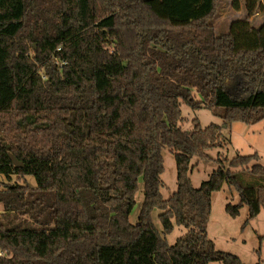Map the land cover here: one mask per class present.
I'll return each mask as SVG.
<instances>
[{
    "label": "trees",
    "instance_id": "obj_1",
    "mask_svg": "<svg viewBox=\"0 0 264 264\" xmlns=\"http://www.w3.org/2000/svg\"><path fill=\"white\" fill-rule=\"evenodd\" d=\"M260 1L217 34L218 0H0V264H244L207 236L211 196L234 189L225 212L246 206L244 228L264 211L260 156L218 158L194 188L191 161L220 147L222 126L184 131L180 106L227 127L264 121V22H248Z\"/></svg>",
    "mask_w": 264,
    "mask_h": 264
},
{
    "label": "rangeland",
    "instance_id": "obj_2",
    "mask_svg": "<svg viewBox=\"0 0 264 264\" xmlns=\"http://www.w3.org/2000/svg\"><path fill=\"white\" fill-rule=\"evenodd\" d=\"M236 2V6L235 3ZM246 17L244 9V0H218L217 10L211 18V25L217 34H224L228 31L229 25L235 20H243ZM248 22L254 28H259L264 22V0L260 1L256 14L248 18ZM194 98L199 100L198 95L193 91ZM182 121L180 127L184 131H192L194 120L198 121L201 128L210 124L222 126L223 141L220 147L207 151V160L193 158L191 161L190 180L194 188H199L202 183L207 181L218 168L216 160L218 158L231 159L236 155H252L257 153L260 156V164L264 167V121L255 125H246L244 123H233L230 126L222 125L221 119L213 116L204 107L198 110H192L187 105L180 106ZM164 173L161 176L163 187L161 195L164 200L177 190V174L174 155L168 149L163 150ZM15 179L13 180V182ZM0 182H6L0 177ZM21 183L28 184L35 188V179L31 176L25 178ZM143 189L140 184L139 191L136 194V205L129 216V222L135 225L138 222V216L143 202ZM239 203L237 192L224 185L219 192L211 196V214L207 225V236L213 241L215 248L219 251L231 253L239 257L244 264H264V211L244 228V222L248 217L247 207L240 210L239 216L230 217L225 212L228 204L236 205ZM3 208L0 205V214ZM161 212L155 210L152 214L154 225L160 230L158 216ZM186 233V229L181 226H174L171 234L167 235L169 245H174ZM210 264H217L212 262Z\"/></svg>",
    "mask_w": 264,
    "mask_h": 264
},
{
    "label": "water",
    "instance_id": "obj_3",
    "mask_svg": "<svg viewBox=\"0 0 264 264\" xmlns=\"http://www.w3.org/2000/svg\"><path fill=\"white\" fill-rule=\"evenodd\" d=\"M10 159L12 161V163L14 164V166L16 168H22L24 165L22 162L18 161L15 157H13L12 155H10Z\"/></svg>",
    "mask_w": 264,
    "mask_h": 264
}]
</instances>
